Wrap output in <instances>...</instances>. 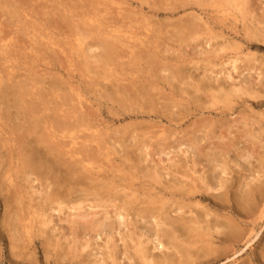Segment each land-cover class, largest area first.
<instances>
[{"label":"bare ground","instance_id":"obj_1","mask_svg":"<svg viewBox=\"0 0 264 264\" xmlns=\"http://www.w3.org/2000/svg\"><path fill=\"white\" fill-rule=\"evenodd\" d=\"M101 1L94 2V6H90L92 8L90 10L88 8L87 11L86 2V5L81 3L86 11L82 16L77 15L81 25H75V20L72 19L74 13L71 18L60 16L58 20L63 21V23L61 21L62 25L65 23L75 28V31L73 30L75 34L71 33L73 39L69 41L70 49L65 50L61 48V40L55 41L52 36L37 31L39 24L31 14H25L26 10L22 9L20 2L0 0V198L4 209L0 228L8 232L7 244L11 248V255L14 256L11 257L23 262L24 250L30 251V246L34 244L33 238L37 236L44 237L43 242L48 248L45 250L47 255L50 256L54 252L57 254L56 264H209L221 258L227 260L230 256L237 257L239 252L253 249L251 246L259 247L258 229L264 222V139L261 138L264 133V115L254 113V110L246 105V110H249L248 113L253 121L248 122L244 116L240 126H237L238 122L237 125L232 124V128H235L232 129L234 133L225 128L226 132L218 136L213 131L215 125H219L216 122L218 119L215 122L212 118L210 122L206 121L208 125L201 127L203 136L199 137L194 135L193 129L197 127L192 129L188 126L193 130L190 131L193 134L190 133L191 136L188 135V138L185 136L186 141L178 144V151L180 150L185 158L172 160L169 158L170 152L159 149L158 156L166 158L165 166L159 165L161 159L158 162L152 160L151 149L160 147L163 143L165 145L164 141H169L170 137L166 138L165 130L159 126L157 132L149 134L147 124L153 121L152 116L160 123L159 120L162 118L170 122H182L189 111L195 110L200 112L201 116L204 111L209 110H221L220 113H223V111H231L235 100L248 98L250 101H255L261 97V91L255 87L258 85L264 88L263 68L257 69L254 62L249 67L248 62L249 58L253 59L252 55L243 54L239 50L241 46L238 47L231 40L223 39L219 45L215 43V46H212L209 40L214 33V28L211 26L213 23L205 19L202 13L198 14L192 9L193 6L214 8L218 16L217 20L219 18L220 22L231 21L233 24H241V30L250 42L253 40L263 44L264 11L257 16L252 0H179L180 3H176L179 7L175 5L174 0H158V3L148 4L150 11H167V13L169 11L170 15L180 8H191L188 18L181 17L176 22H170L167 18L152 19L142 12L137 14L129 9H122L119 5L115 10L108 12L110 7L99 9L102 6ZM140 2L141 5L142 1ZM57 16L59 17L58 14ZM4 21L7 22L5 25L12 24L13 29L10 27L12 30L9 32H5L7 29L6 27V30L4 29L5 25L2 23ZM51 22L54 31L61 25L58 23L54 28L55 22L54 24L52 20ZM168 27L170 31H165ZM68 30L67 32L70 31ZM63 31L62 33H65V28ZM167 32L168 38L165 36ZM19 34L22 38L25 35L27 42L19 39ZM162 35L167 41L174 39L172 42H176L178 47H181V42H185L186 45L183 47L185 49L190 46L191 41L201 42V37L208 36L204 45L207 44L209 48L208 50L202 48L203 54L209 52L217 54L224 51L226 53L232 49L239 52H235L236 56L233 60L226 59L227 63L222 62L219 65L222 70L214 77L211 76L213 72L202 70L204 75L198 80L192 76L193 73L190 74L179 66L174 68L173 64L169 67H163L162 64V68L155 66L158 68V74L156 71L155 74H160V78L166 73L158 82L168 84L169 87H172L174 82H180L181 85H185L186 80L193 82V84L189 83L194 92L192 91L191 99H187L186 105L181 104L182 100L177 103L175 97L173 101L176 102L164 103L154 98V95H161L159 91L157 93L154 91V95H151L156 87L153 85L154 82L146 86L148 82L145 84L140 81L142 87L134 88L136 91L130 90V86L125 89L123 83L121 85L126 91L122 86H120L122 90L118 89L116 83L122 82L123 77L120 76L121 80L117 78L115 70L119 69L113 68L115 69L113 70L112 66L118 65L120 59L127 58L128 64L121 66L129 68L133 65L136 67L132 68L136 69L138 68V64L135 65L136 59H141L143 54L148 56L145 58L147 61L144 59L146 64L154 70V65L159 64L154 60L158 59L155 52L157 50V53H160L158 51L162 49L158 46L154 47L153 43L156 45L154 41L159 39L158 37H164ZM20 43L25 45L21 50L27 52L25 55L19 53ZM43 51L60 52L64 54L65 59H69L70 53L75 52L73 57L79 61L80 70L92 77L99 76L96 77L94 85L90 82V86L95 89L92 86L88 88L89 83L79 88L74 84V78L72 79L69 74L64 77L59 71L53 73L49 69H44L45 72L41 76L33 72L31 63L28 65L26 59L22 60V56L27 58L29 55L30 60H28L34 63V66L38 65L37 62H43L46 67L51 66L53 61L47 62L49 58H44ZM162 51L169 54L167 50ZM177 52L181 53L182 49L179 48ZM151 54H156V58ZM209 56L211 57V54ZM261 57L259 56V59ZM256 63L260 62L256 61ZM242 64L250 76L248 79H239V76H243L242 70L237 75L234 73L236 77L232 76ZM227 65L229 67L225 69ZM76 70L79 68H73V72ZM139 70L137 72L133 70L134 76L130 75L128 78L136 77L135 73H139ZM146 70L151 77L154 71ZM251 70L257 72L256 78H253L257 81L256 85L252 79L255 74L251 76ZM127 72L130 74L131 71L127 69ZM150 72L153 73L150 75ZM219 74L223 77L216 79ZM76 75L79 76L77 73ZM120 75L123 76L121 73ZM142 81L144 82V79ZM249 82H253V85L248 84ZM134 85L139 84L136 82ZM108 88L110 92H107ZM87 89L89 92L84 94ZM180 89L179 92L182 94L183 89L182 91ZM194 93L196 98L193 96ZM87 94L97 100L95 107L97 112L100 110V100L104 98L110 103L109 107L107 103L105 105L114 119L124 118L123 120L134 121L130 125L126 122L127 126L125 123L124 126H120L121 128L119 126L113 128V124L104 125L103 118L102 123H98L99 119L92 121L94 111L92 112L91 109L94 108V101L93 103L89 101ZM144 117H147V120H144ZM201 119L198 120L201 122ZM254 125L255 127L259 125L258 131L255 130L257 127L254 128ZM141 126L147 128L143 130ZM225 129H221L218 133ZM138 130L144 133H139ZM184 131L180 132L182 136ZM83 132L88 134L80 135ZM186 133H189L187 129ZM202 142L208 143L207 146H202ZM230 148L237 153L232 160L227 159L231 153ZM203 162L205 165L202 167L199 163L203 164ZM196 165L202 168L199 173L194 169ZM120 166L122 167L119 168ZM108 168L113 169L118 176L111 175L110 179L104 177L102 172ZM189 172L190 175L187 174ZM231 172L239 175L236 183L232 175H229ZM139 179L142 180L141 184L144 188L139 184L141 189L138 190L136 188L139 186L135 188L134 181ZM202 196L211 198V204L209 202L203 205ZM47 205L49 206L45 209ZM53 213L67 215H64L65 218H61L60 222L66 223L71 230L70 234H73L71 239H67V235L62 232L57 233L59 228L61 230L64 228L59 226L56 229L55 220H58V217H54L56 214ZM242 224H248V229L241 228ZM77 228L82 230L81 239L78 233H74ZM57 234L61 238L57 237ZM61 239L63 244H58ZM216 242L223 245L219 247ZM118 243H121V246ZM94 245L103 252L98 254L93 248ZM254 256L256 264H264L263 245ZM236 262L232 260L231 264Z\"/></svg>","mask_w":264,"mask_h":264},{"label":"rangeland","instance_id":"obj_2","mask_svg":"<svg viewBox=\"0 0 264 264\" xmlns=\"http://www.w3.org/2000/svg\"><path fill=\"white\" fill-rule=\"evenodd\" d=\"M16 1H18V3L20 2L21 4V6H22V9H24V10H26V12H25V14H31L32 15V17H34V20H36L37 21V23L39 24L38 26H37V31L39 32V31H43V33L44 34H46L47 36H52L54 39H56L55 41H60V42H62V44L64 43H68V45H62V44H60L61 45V48H64L65 50H69L70 49V47H69V43L72 41V39H73V36L71 35V33L74 35L75 33L73 32V30L75 31V28H71V27H69V26H67V24H65L64 23V25H62V23H63V21L62 20H58L59 18H60V16L62 17H64V16H68V18H71L70 16H72L73 15V13H74V15L72 16V19H74L75 20V25L76 24H80L81 25V21H79L80 20V18H78L79 16H82L83 15V12L84 13H86V11H87V9L89 8V10L94 6V2H100L101 0H73V2L75 3H72V0H71V3H70V0H53V2H50L49 0L47 1V0H16ZM90 1V3H87V2H89ZM93 1V2H92ZM103 1V0H102ZM101 1V7L99 8V9H101V8H103V9H108L109 7V10H107L108 12H111V11H113V10H115L117 7H118V5L122 8V9H129V10H131V11H134V12H136L137 14H140V12H142L143 14H147V16H150V17H152V19L153 18H156V19H164V18H167V20L168 21H170V22H176V20L177 19H179V18H186L187 17V15L189 16L190 14H191V8H189V7H187V9L185 8V9H179L178 11H176V12H174V14L172 15H170V12L168 11V13H167V11H158V12H156V11H150L149 9H148V4L149 5H151V3L152 4H155V3H158V0H141L142 1V4L140 5V0H122V2H123V4H122V2L120 1V0H106V2H102ZM149 1H151V2H149ZM155 1H157V2H155ZM170 1H173V0H170ZM11 2H13V1H11ZM57 2H58V5H56L57 4ZM60 2V3H59ZM69 3V5H68V3ZM83 2V3H82ZM85 2H86V4H85ZM113 2V3H112ZM116 2V3H115ZM174 3H175V5H177V4H179L180 2H179V0H174L173 1ZM51 3V4H50ZM85 4L87 7H86V11H85V7L84 6H81L82 4ZM109 3V4H108ZM177 3V4H176ZM251 3H252V5H253V9L254 10H256V15L257 16H260L261 15V13H262V11H264V0H252L251 1ZM54 4V5H53ZM63 4V5H62ZM72 4V5H71ZM80 4V5H79ZM59 5H62V6H60L59 7ZM65 5V6H64ZM89 5V6H88ZM106 7L107 6V8H105L104 6ZM109 5V6H108ZM181 5V4H180ZM51 6V7H50ZM53 6H55L57 9H55V7H53ZM66 6H68V7H66ZM78 6H80V7H78ZM90 6H92V7H90ZM183 6V5H182ZM62 7V8H61ZM71 7V8H70ZM177 7H179L178 5H177ZM205 8H199V7H197V6H193V9L192 10H194L195 12H197L198 14L199 13H202L203 14V17L205 18V19H208L209 21H211L212 23H213V25H211L213 28H214V33H213V35H212V39L211 40H209V42H210V44L212 45V46H215V43H216V45H219L222 41H223V39H226V40H231V42L233 43V44H235V45H238V47L239 46H241V47H239V50L244 54V53H249V54H251L252 55V57H253V59H255V61H253V59H251V58H249V62L248 63H250L249 64V67H251V63H253L254 65H257V69H260V68H263V72H264V67H262V66H264V60L262 61V59L261 58H263L264 59V44L263 43H259V42H253V40H251V42H250V40H248L249 38L245 35V33L241 30V24H239V23H236V24H233V23H231V21L230 22H228V21H225V22H220V20H219V18H218V20L216 19L218 16H217V14H216V12H215V10H214V8H209L208 6H204ZM64 8V9H63ZM70 8V9H69ZM72 8H74V10L72 9ZM76 8V9H75ZM80 8H82L81 10H80ZM50 9H52V11H50ZM60 9V10H59ZM68 9V10H67ZM83 9H84V11H83ZM113 9V10H112ZM261 9V10H260ZM59 10V12L57 13V11ZM65 10V11H64ZM214 10V11H213ZM259 10V11H258ZM61 11H64V12H61ZM67 11V12H66ZM82 11V12H81ZM71 12V13H70ZM76 12V13H75ZM54 13V14H53ZM59 15V17L57 16V14ZM69 13V14H68ZM155 13V14H154ZM215 13V14H214ZM50 14V15H49ZM66 14V15H65ZM151 14V15H150ZM21 15H23L22 13H21ZM77 15H78V17H77ZM207 17V18H206ZM213 19H212V18ZM188 18V17H187ZM211 18V19H210ZM4 19V18H3ZM3 19H2V21H3ZM47 19L49 20V21H47ZM51 20L53 21V24H54V22H55V24L53 25V27L54 26H56V24H61V25H59V27H54L55 28V31L53 30V28H52V26H51ZM71 20V19H70ZM73 20V21H74ZM166 20V21H167ZM58 21H60V22H58ZM61 21H62V23H61ZM165 21V20H164ZM42 22H44V24L42 23ZM46 22H48L49 24H46ZM51 22V23H50ZM77 22H79V23H77ZM3 23V25H5L6 23H5V21L4 22H2ZM42 23V24H41ZM43 25V26H42ZM74 25V26H75ZM7 26H9V27H7ZM40 26H41V28H40ZM44 26H45V28H44ZM62 26H64V27H62ZM66 26V27H65ZM77 26V25H76ZM5 27H6V29H5ZM13 29V27H12V24H11V26L9 25V24H7V25H5L4 26V29L6 30L5 32H9L10 30H12L11 28ZM44 28V29H43ZM58 28H61V29H58ZM64 28H65V33H62V31L64 30ZM15 29V28H14ZM49 29V31H47ZM51 29V30H50ZM70 31H69V30ZM46 30V31H45ZM59 30V31H58ZM60 30H61V32H60ZM67 30L69 31V32H67ZM165 29H163L162 28V31H164ZM167 30H169L170 31V29H169V27L165 30V31H167ZM164 31V32H165ZM168 31V32H169ZM48 32V33H47ZM52 34H50V33ZM64 32V31H63ZM67 32V33H66ZM163 32V33H164ZM167 32V33H168ZM243 32V33H242ZM60 33V34H59ZM62 33V34H61ZM70 34V35H69ZM56 35V36H55ZM61 35H63V36H61ZM55 36V37H54ZM160 36V35H159ZM162 36H164V35H162ZM167 38L169 37V33L168 34H166L165 35ZM158 37L159 39H156L154 42H156V45H155V43H153L154 45V47H156V46H158V48L160 47L162 50H167L168 51V53L169 54H167V53H165V52H163L162 50L161 51H158V52H160V53H157V50H156V54H157V58L158 59H154L155 61L157 60L158 62H159V64H156L157 63V61H156V65H154V67L155 66H159V67H161L162 68V64H164V66L163 67H169L171 64H173V67L174 68H176V66H179V68H183V69H185L186 71H189V73L190 74H194V75H192L193 77H195V80H198L199 79V77L201 78L203 75H204V70L206 71H208V72H213V74L211 75L212 77H214L216 74H218L219 72H220V70H222L221 68H219V65L222 63V62H225V63H227L228 61L226 60V59H231V60H233L234 58H235V56H236V53L235 52H239V51H233L234 49H232V50H228L226 53H225V51L224 52H220V53H211V52H209L208 54H206V53H201V50H203V49H205V50H208V48H209V46H207V44L206 45H204V41H206L208 38V36H206L205 37V35H204V37H201L202 39H201V42L200 41H198L199 42V44H198V42H190L189 43V47L187 48V49H185V48H183L186 44H185V42H181L180 43V46L181 47H178L177 45V43L175 42V43H173L172 41L174 40V39H172V41H171V39H170V41L168 40H166L167 38L166 37ZM217 36V37H216ZM247 38H246V37ZM245 37V38H244ZM25 38V39H24ZM27 37H25V35H23V38H22V36H21V34H19V39H21V40H23V41H26L27 42V39H26ZM207 38V39H206ZM64 40H66V41H64ZM160 42H159V41ZM167 41V42H169V43H167V42H165V41ZM70 41V42H69ZM90 40H88V42H89ZM164 43H163V42ZM246 41H248V42H246ZM196 43H197V45H196ZM201 43L203 44V45H201ZM158 44V45H157ZM159 44H163V45H159ZM175 46H174V45ZM184 44V45H183ZM200 45V46H199ZM18 46H19V53H24V55L27 53V52H24V51H22L21 52V50L25 47V45L23 44H18ZM175 48H174V47ZM201 46H204V47H201ZM69 47V48H68ZM198 47V48H197ZM200 47V48H199ZM179 48H181L182 49V52L180 53H178L177 51H178V49ZM203 48V49H202ZM56 49V48H55ZM184 49V50H183ZM195 49V50H194ZM199 51H198V50ZM58 50V49H57ZM197 50V51H196ZM243 50V51H242ZM45 51V50H44ZM43 51V55H44V58H49V60L47 59V62L48 61H50V62H52L53 61V64L51 63V66H45L44 65V63L43 62H37L38 63V65H36V66H34L33 64L34 63H32L31 61H29L30 59L28 58V57H30L29 55H27L28 57L27 58H23L24 56H22V60L23 59H26L27 61L26 62H28V65H29V63H31V66L33 67V69L34 70H32L33 72H35V73H39L38 75L39 76H41V75H43L44 73L43 72H45L44 71V69L45 70H47V69H49V70H51L53 73L54 72H57V71H59L60 73H62L63 74V76L64 77H66L67 76V74H69V76H71V78L73 79V81H74V84L75 85H77V86H79V88L80 87H82V86H84V84L86 85L87 83H89V86H87L88 88H91V86H90V82H91V84H93L95 81H96V77H99V76H94V77H92V75L90 76V75H88V73L86 74V72H83L82 70H80V63H79V61L78 60H75L74 58L75 57H73V54L75 53V52H72V53H70V58L68 59H65L66 57L64 56V54H60V52H55V53H53V52H50V51H46V52H44ZM59 51V50H58ZM193 51V52H192ZM195 51V52H194ZM162 52V53H161ZM52 55H51V54ZM255 53V54H254ZM54 54V55H53ZM68 54L69 53H67V56H68ZM156 54L155 55H152L151 54V56H153V57H155L156 58ZM211 54V57L209 56ZM142 55V57H144V58H142L141 57V59H136V62H135V65H137L138 66V68H139V66H140V70L141 69H143V68H145V69H143V70H139L138 68H136V69H133V68H135L136 66H134L133 67V65H131V66H129V68H123L122 66H121V64H124V65H126V64H128V62H129V60L127 59V58H125V59H120V61H118V65H115V66H112V68L111 69H113V68H117V69H119V70H115V69H113V70H115V71H117L116 72V77L117 78H121V77H123L122 78V82H118V83H116L119 87L120 86H122V85H124V87H125V89L127 88V86L129 87L130 86V90H133V91H136V90H134V88L136 89V88H139V86L140 87H142V85H140L141 83H147L146 84V86L147 85H149V83L151 84H153V82H154V87H155V85H156V87H155V89H157V90H153L152 92H151V95L153 94L154 95V91L157 93L158 91V93L159 94H161L162 95V97H161V95H157L158 97H160V98H158L156 95H154L155 97L154 98H156V99H160L161 100V103H164V102H166V101H168V102H176L177 100V103H180L181 102V100H182V102H181V104L182 105H186L185 103H188V101H187V99H191V97H192V91H193V88H192V85L191 84H193V82H191V80L190 81H187L186 80V84L185 85H181L182 83H180V82H174L173 83V85H172V87L170 86L169 87V85L168 84H164V83H160V82H158L159 80H161V78L163 77V76H165L166 75V73H163L162 74V77L160 78V74L159 75H156L155 73L157 72V74H158V71H157V67H153L154 68V70H152V68L151 67H149L146 63L147 62H145V58L146 57H148V56H145V55H143V54H141ZM170 55V56H169ZM174 55H175V57H174ZM203 55H205V56H203ZM251 55H249L250 57H251ZM255 55H257L256 57H255ZM164 56V57H163ZM165 56H167L166 58H165ZM219 56V57H218ZM221 56V57H220ZM240 56V55H239ZM248 56V57H249ZM259 56L261 57L260 59H259ZM177 57V58H176ZM182 57V58H181ZM255 57V58H254ZM184 58V59H183ZM29 59V60H28ZM50 59H53V60H50ZM56 59V60H55ZM73 59H74V61H73ZM145 59V60H144ZM162 61H160V60ZM163 59V60H162ZM166 59V60H165ZM180 59V60H179ZM257 59H259V60H257ZM72 60V61H71ZM167 60H169L168 62H167ZM173 60V61H172ZM177 60V61H176ZM226 60V61H225ZM56 61H57V63H56ZM67 61V62H66ZM71 61V62H70ZM122 61H124V62H122ZM126 61V62H125ZM138 61H140V62H138ZM147 61V60H146ZM180 61V62H179ZM183 61H185V63L183 64ZM212 61V62H211ZM251 61V62H250ZM256 61H258V63L260 62H262L261 64L259 63V64H255V62ZM141 62H143V64L144 65H142V63ZM161 62V63H160ZM171 62V63H170ZM67 63V64H66ZM76 63V64H75ZM79 63V64H78ZM168 63V64H167ZM181 64V66H180V64ZM41 64V66H39ZM58 64V65H57ZM183 64V65H182ZM240 64V63H239ZM54 65V66H53ZM162 65V66H161ZM185 65V66H184ZM247 65V64H246ZM253 65V66H254ZM261 65V67H259ZM43 66V67H42ZM54 68H53V67ZM70 66L71 67H73V68H79V70H76L75 72H73V68H70ZM74 66H76V67H74ZM94 66V65H93ZM118 66V67H117ZM172 66V65H171ZM36 67H38V68H36ZM40 67H42V68H40ZM56 67V68H55ZM62 67V68H61ZM120 67H122V68H120ZM133 67V68H132ZM149 67V68H148ZM200 68V69H198V68ZM229 67V65H227L226 67H224L225 69H227ZM244 65L242 64V65H240V69H238L237 71H235V72H233V74H232V76L233 77H236L235 75H237V73L238 72H240L241 70L242 71H244L241 75H243V76H239V79H248L250 76H249V74H248V72L246 71V70H244ZM254 67H256V66H254ZM60 68V69H59ZM66 68H67V70L69 71H67L66 70ZM92 68H94V67H92ZM178 68V67H177ZM187 68V69H186ZM248 68V67H247ZM121 69V70H120ZM127 69H128V71L130 70L131 72H129L130 74H128V72H127ZM146 69H148V71H154V73L153 72H150V75H151V73H153L152 75H151V77H154V75H156L157 76V78H156V76L153 78V79H150L151 77L150 76H148L149 74L146 72L147 70ZM225 69H224V71H225ZM61 70V71H60ZM97 70V69H96ZM133 70H136V72H137V70H139L138 72L139 73H135V71H134V73L136 74V77H132V78H128V77H130V75L131 76H134V74L132 73L133 72ZM193 70V71H192ZM202 70H203V72H202ZM261 70V69H260ZM78 71V72H77ZM120 71V72H119ZM125 73H127V74H124V72ZM156 71V72H155ZM258 71V70H257ZM41 72V73H40ZM119 72V73H118ZM123 72V73H122ZM216 72V73H215ZM218 72V73H217ZM70 73H72V74H70ZM76 73L77 74H79V76L78 75H76ZM86 75H85V74ZM120 73L121 74H123V76L122 75H120ZM132 73V74H131ZM146 73V74H145ZM234 73H236L235 75H234ZM251 73H252V75L251 76H253V73L255 74V73H257V72H255L254 70H251ZM83 74H84V77H83ZM145 74V75H144ZM78 77V78H76V76ZM88 75V76H87ZM95 75V74H94ZM124 75H125V77H124ZM121 76V77H120ZM138 76H140L139 78H138ZM146 76V78H144V77ZM142 77V78H141ZM193 77H191V78H193ZM198 77V78H197ZM220 77H223L222 75H218L217 76V78L216 79H219ZM238 77V76H237ZM80 78V79H79ZM81 78H84V80H85V78H86V80H85V82H83L84 80L82 79L81 80ZM87 78H89L88 80H87ZM93 78V79H92ZM95 78V79H94ZM133 78H135L134 80H132ZM149 78V80H146V79H148ZM197 78V79H196ZM255 79L256 78V74L252 77V79ZM111 80H112V78H110ZM109 79V80H110ZM128 79V80H127ZM140 79V80H139ZM144 79V82L142 81ZM158 79V80H157ZM254 79H253V82H254V85H256V83H257V81L255 80L254 81ZM98 80V79H97ZM121 80V79H120ZM126 80V81H125ZM136 80V81H135ZM163 80V79H162ZM81 82V83H79V82ZM86 81H88V82H86ZM140 81H141V83H140ZM184 81V80H183ZM182 81V82H183ZM134 84H136V82H137V84H139L138 86L137 85H134ZM162 82H164V80L162 81ZM188 82V83H187ZM191 84H190V83ZM253 82H249L248 84H251V85H253ZM123 83V84H122ZM132 84L133 86H131V84L130 85H127V84ZM166 83V82H165ZM183 83H185V81L183 82ZM229 83V82H228ZM107 84H108V82H107ZM122 84V85H121ZM224 84V83H223ZM94 85V84H93ZM144 85V84H143ZM167 85H168V87H167ZM178 85H181L180 87L178 86ZM225 85H226V82H225ZM108 86V85H107ZM145 86V85H144ZM143 86V87H144ZM160 88H159V87ZM185 87V86H187L186 87V89L185 88H183V87ZM191 88H190V87ZM86 87V86H85ZM86 87V88H87ZM93 87V86H92ZM110 87V86H109ZM117 87V86H116ZM118 87V89H121L122 90V87H120L119 88ZM124 87H123V89H124ZM183 89V92H182V94L179 92V89ZM94 88V87H93ZM145 88V87H144ZM144 88L142 89V90H144ZM255 88H257V90L258 91H261V92H263L264 91V88H260L258 85H256V87ZM95 89V88H94ZM124 89V90H125ZM128 89V88H127ZM158 89H160V90H158ZM171 89V90H170ZM180 89V91H182ZM261 89V90H260ZM137 90H140V89H137ZM171 92H170V91ZM191 90V91H190ZM263 90V91H262ZM112 91V90H111ZM126 91V90H125ZM187 91V92H186ZM89 92V90L87 89V91L86 92H84V94H86V93H88ZM107 92H110V88H108V91ZM162 92V93H161ZM170 92V93H169ZM188 92H190V94L188 93ZM194 92V91H193ZM260 92V95H261V97H259L258 99H255V101L253 100H251L250 101V99H248V98H245V99H242V100H235V102H234V105H233V107H232V109H231V111H223V113H220V111L221 110H219V111H213V110H209V111H204L203 112V116H201L202 114H200V112H198L197 110H195V111H191L193 114H190L191 112L189 111V114L185 117L186 119H181L182 120V122H170V121H167L165 118L163 119H161V120H159L160 121V123H158V119L157 118H155L154 116H152V122H150L149 124H147L148 125V128L146 127V126H141L142 127V129L144 130V128H147V132H149V134H154L155 132H157L158 131V129H157V126H159V127H161V128H163L164 130H165V132H164V135H165V137L167 138V137H170V140L169 141H164L165 142V145H161L160 147H155L154 149H151V153H153L152 155H151V157H152V160H154V162H158V160L159 159H161V162H159V165L160 166H165L166 164V162H165V160H166V158L165 157H163V156H158V153H159V149L160 148H162V149H165V152H170V156H169V158H172V160H175V159H183V158H185V156L182 154V152H180V150L178 151V144H181V143H183V141H186V139L189 137L188 135H190L191 136V134H193V132H190V131H193L194 130V135L196 136L197 135V137H199V136H203V127H206L208 124L207 123H205L206 121H209L210 122V120H211V118H212V121L213 122H215V120H217L216 122L217 123H219V125H215V127H217V128H215L214 126V129H213V127H211L212 129H213V131H214V134L216 135V136H218L220 133H223L224 134V132H226V129H227V131H231V132H233L232 131V129L234 130L235 128H232L233 127V125L232 124H234V125H237V126H240V124H241V119L243 120L244 119V116L246 117V119L248 120V122H252L253 120H252V118H250V113H248L249 112V110H246V108L248 107V108H250V109H253L254 110V113H258V114H263L264 115V92L263 93H261ZM101 93H102V91H101ZM184 93H186V94H184ZM169 94H171V95H169ZM184 94V95H183ZM197 94H201V93H197ZM169 95V96H168ZM193 96L196 98V94L194 93L193 94ZM86 97H87V99L89 100V101H91L92 103H93V101H94V108H92L91 109V111L93 112L94 111V117L92 118L93 120L92 121H94V120H97V119H99L98 120V123L99 122H101L102 123V120H103V122L105 123L104 125H108V126H111L112 124V126H113V128L115 127V128H119L120 126L122 127V126H124L125 125V123L127 122L128 123V125H130L131 123H132V121H134V120H123L124 118H118V120L117 119H114L110 114H109V111H108V107L110 106V103L108 102V100L106 101L104 98H102V100H100L101 101V105H100V110H99V112H97L96 111V103H98L97 102V100H94L92 97H94V96H91V95H89V94H87L86 95ZM172 97V99L170 100V98ZM176 99H175V98ZM203 97V96H202ZM104 99V100H103ZM173 99H175L174 101H173ZM184 99V100H183ZM203 99V98H202ZM244 100V101H243ZM106 101V102H105ZM191 101V100H190ZM104 103V104H103ZM107 103V104H106ZM239 103V104H238ZM242 103V104H241ZM108 106H106V105ZM258 104V105H257ZM238 105V106H237ZM246 105H247V107H246ZM244 106H245V108H244ZM236 107V108H235ZM244 108V109H243ZM235 109V110H234ZM96 112V113H95ZM207 112V113H206ZM214 112V113H213ZM222 112V111H221ZM195 113V114H194ZM197 113V114H196ZM221 115H220V114ZM229 113V114H228ZM119 114H121V113H119ZM207 114V115H206ZM209 114V115H208ZM211 114V115H210ZM217 114V115H216ZM232 114V115H231ZM193 115H194V117H193ZM189 116V117H188ZM209 116V117H208ZM211 116V117H210ZM228 116V117H227ZM253 116V115H252ZM208 117V118H207ZM214 117V118H213ZM224 117H226V118H224ZM103 118V119H102ZM145 119L144 120H147V117H144ZM201 119V122H200V120H198V119ZM204 118V119H203ZM207 118V119H206ZM240 118V119H239ZM111 119V120H110ZM121 119V120H120ZM197 119V120H196ZM209 119V120H208ZM221 119H223V120H221ZM110 120V121H109ZM195 120H196V122H195ZM221 120V121H220ZM236 120V121H235ZM115 121V122H114ZM130 121V122H129ZM232 121H234L233 123H232ZM107 122V123H106ZM108 122H110V123H108ZM199 122V124H196V123H198ZM228 122V123H227ZM230 122V123H229ZM236 122H238L237 124H236ZM127 123H126V125L125 126H127ZM153 123H155V124H153ZM200 123H202V124H200ZM196 124V125H195ZM201 125V126H200ZM203 125V126H202ZM204 125H206V126H204ZM224 125H226V127L224 126ZM232 125V126H231ZM250 125H251V123H250ZM119 126V127H118ZM153 126H155V127H153ZM191 126V128L193 129V127L195 128V127H197V129L195 128V129H190L189 127ZM198 126H199V128H198ZM257 126H259V125H257ZM256 126V127H257ZM120 127V128H121ZM151 127H153V128H151ZM202 127V128H201ZM221 127V128H220ZM236 127V126H235ZM255 127V125H254V128H256ZM219 128V129H218ZM226 128V129H225ZM186 129H187V132H189L188 134L186 133ZM198 129H201L202 131L200 132ZM221 129H225L224 131L222 130V132H219L218 133V131H221ZM146 130V129H145ZM151 130V131H150ZM157 130V131H156ZM183 130H185L184 132L185 133H183V136L181 135V133H182V131ZM196 130L198 131V132H196ZM256 131H258V127H257V129H255ZM138 131H140V130H138ZM154 131V132H153ZM236 131V130H235ZM181 132V133H180ZM200 132V133H199ZM109 133V132H108ZM139 133H144L143 131H140ZM191 133V134H190ZM197 133V134H196ZM234 133V132H233ZM83 134H88L87 132H83L82 134H80V135H83ZM187 134V135H186ZM262 134V133H261ZM123 135V134H122ZM148 136H150V135H148ZM187 138H186V137ZM173 138V139H172ZM261 138H262V140L264 139V133L261 135ZM157 139V138H156ZM171 139H172V141H171ZM175 140H177V141H175ZM179 141V142H178ZM172 143V144H171ZM161 144V143H160ZM202 144V146H207V144H205V143H201ZM184 147H181V149H183ZM231 149H233V148H230V152L231 153H229V155H228V157H227V159L228 160H232V159H234L235 158V156L237 155V153H236V151L234 152L233 150H231ZM182 151V150H181ZM235 153V154H234ZM232 154V155H231ZM234 154V155H233ZM179 156H180V158H179ZM199 165H201L202 167L205 165L204 164V162H203V164L202 163H199ZM199 165H196V167L194 168L196 171H197V173H199L200 172V170H202V168H201V166H199ZM122 166H120L119 168H121ZM190 167V166H189ZM201 168V169H200ZM193 170V169H192ZM235 171H237V169H234ZM105 172V173H104ZM104 172H102V175L105 177H107V178H111V175L112 176H118V173H114V170L113 169H111L110 170V168H108V169H106ZM111 172H113V173H111ZM187 174H189L190 175V172L189 173H187ZM233 172H231V174H229L231 177H232V179H233V181L236 183L238 180H239V175L238 174H234ZM141 182H142V180H136V181H134V187L136 188V186L138 185L139 187H137L136 189H138L139 190V188L142 186V184H141ZM35 184V183H34ZM141 186H140V185ZM34 186H36V184L34 185ZM142 188H144V186H142ZM141 189V188H140ZM26 193V192H25ZM26 196V195H25ZM29 196V195H28ZM28 196H26V197H28ZM203 197V201H202V204L203 205H205V204H209V202H210V199L211 198H207L206 196L204 197V196H202ZM1 199V198H0ZM3 202H2V199L0 200V222H1V220L3 219V216L2 215H4V209H3V205H1ZM32 204H33V202H32ZM210 204H211V202H210ZM49 205H47V206H45L44 208L45 209H47V207H48ZM44 209V210H45ZM211 209V208H210ZM211 212H213L212 211V209L210 210ZM66 212V211H65ZM54 214H56V213H53V215ZM63 214V213H62ZM56 214V215H54V217H58V220L56 219L55 220V223H56V225H57V227H56V229H58L59 228V226H61L62 227V229L64 228V230H61V228H59V230L57 231V233H60L61 234V232L62 233H64V234H66L67 236V239H71V237H73V234L71 235L70 234V231L71 230H69V228H68V226L66 225V223H61L60 222V219L62 218V219H64L65 218V216H67L66 214ZM65 215V216H64ZM64 217V218H63ZM60 222V223H59ZM264 223V222H263ZM261 224L260 225V227L261 228H259L258 229V232H260L259 233V237H258V241H259V243H260V246L258 247H255L256 245H254V246H251V248H253V249H255L254 250V252H253V249H248V250H243V251H241V252H239L238 253V255H237V257L235 256V257H229L227 260L226 259H224V258H221V259H219V261H217V262H210L209 264H231L232 263V260H236L237 262H236V264H241V263H245V264H256L257 263V261H256V259L254 258L255 256V254H257L259 251H260V248L262 247V245L264 246V224ZM64 224V225H63ZM244 224H242V226H241V228H244V229H248L247 227L249 226L248 224H245L244 226H243ZM68 230H67V229ZM250 228V227H249ZM67 232L68 233V231H69V233L67 234V233H65V232ZM74 233H78L79 234V238L81 239V238H83V236H82V230L80 231L79 230V228H77V230H75V232ZM58 236L57 237H60L61 238V236L59 235V234H57ZM70 235V236H69ZM88 237V236H87ZM86 237V238H87ZM7 238V239H6ZM38 238V239H37ZM37 238L36 237H34L33 238V243L34 244H32L31 246H30V251H28V250H24V252H23V256H24V260H23V262H22V260L19 262L16 258H12L11 256H13V255H11L12 253H11V248H10V246L7 244V241H8V232H5L4 230H2V228H0V264H56L55 263V259L57 258V254L54 252V253H51V250L49 251V253H51L50 254V256L49 255H47L45 252V250H48V248H47V246L44 244V237H42L41 238V236H37ZM41 238V239H40ZM62 240V241H61ZM61 240H59L60 241V243H59V241H58V244H63V239H61ZM41 241V242H40ZM62 242V243H61ZM43 243V244H42ZM98 243H101V242H98ZM262 243V244H261ZM41 244H42V246L43 247H45V248H42V246H41ZM216 244L219 246V247H221L223 244H221V243H217L216 242ZM118 245L119 246H121V243H118ZM41 246V247H40ZM35 248V249H34ZM93 248H94V250H96V251H98V254H99V252H103L102 250L100 251V248H97V246L96 245H94L93 246ZM32 249V250H31ZM34 249V250H33ZM241 249H243V247H241ZM43 250V251H42ZM121 250H123V248L121 247ZM35 251V252H34ZM10 252V253H9ZM42 252H44V253H42ZM251 252V253H250ZM61 254V253H60ZM59 254V255H60ZM84 254V253H83ZM45 255V256H44ZM58 255V256H59ZM29 256V257H28ZM35 256V257H34ZM54 256V257H53ZM14 257V256H13ZM28 257V258H27ZM46 257V258H45ZM50 257H51V259H50ZM84 257V256H83ZM47 258H49L48 260H47ZM54 260H53V259ZM35 259H36V261H35ZM84 259H86L85 257H84ZM18 262H17V261ZM51 260H53V261H51ZM87 260V259H86ZM229 260V261H228ZM47 261H49V262H47ZM25 262V263H24ZM30 262V263H29ZM33 262V263H32ZM52 262V263H51ZM87 262V261H86ZM74 264V263H73ZM75 264H77V263H75ZM87 264V263H86ZM206 264H208V263H206Z\"/></svg>","mask_w":264,"mask_h":264}]
</instances>
